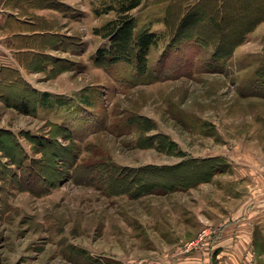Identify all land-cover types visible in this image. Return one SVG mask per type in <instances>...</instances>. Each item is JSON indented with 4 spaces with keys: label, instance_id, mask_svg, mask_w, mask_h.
<instances>
[{
    "label": "rangeland",
    "instance_id": "rangeland-1",
    "mask_svg": "<svg viewBox=\"0 0 264 264\" xmlns=\"http://www.w3.org/2000/svg\"><path fill=\"white\" fill-rule=\"evenodd\" d=\"M196 1L130 13L160 35L142 75L94 61L115 0H32L16 16L37 53L25 91L0 98V264H264V37L223 60L170 47ZM208 20L192 28L204 41L234 38V20L223 35Z\"/></svg>",
    "mask_w": 264,
    "mask_h": 264
},
{
    "label": "trees",
    "instance_id": "trees-1",
    "mask_svg": "<svg viewBox=\"0 0 264 264\" xmlns=\"http://www.w3.org/2000/svg\"><path fill=\"white\" fill-rule=\"evenodd\" d=\"M144 1L145 0H115L117 4L115 9L112 6H108V8L104 10V13L115 10L118 17L113 22L104 26L103 29H105L106 32L102 36L109 40V46L103 50H98L94 61L117 65L124 60H133L132 64L135 65L134 68H137V73L140 72L142 75L149 72L147 69V56L150 49L157 45L160 35L150 31L151 29L149 24L138 26V19L130 14L132 11L141 6ZM190 2L186 3V10L183 8L185 12H182L179 21L175 25L176 28L174 29L175 37L173 40L175 41L176 38L184 39V47H177L179 44L177 41H180V39L176 40L175 43L173 40L169 42L170 47H176L174 49L181 52H183L185 48H189L190 45H192L193 50H196L197 43L199 45L197 47H203L202 44L206 43L209 46H214V53L212 57L223 60V58L229 57L233 53L234 48L244 43L248 34H250L260 22L264 21V0H198L195 4H192L193 6ZM176 3L177 2L174 1L173 5H176ZM205 3L206 5H203ZM200 4L203 6L213 7L210 20L206 19L208 11ZM176 8L177 6H174L171 10L173 11ZM223 9H225L224 12ZM178 11H180V6ZM206 20L209 21L211 28H213L218 34L222 33L220 35L225 33L224 27L227 26L226 23L234 20V23L232 24L234 26V30L232 32L234 38L227 43H224L222 39L224 38L223 36L222 38H219V40H215V42L211 39H209L210 41H204L203 38L205 37H203L200 32L193 31L192 28L206 22ZM94 33L98 34L100 31L96 30ZM186 35V38L183 37ZM185 42H188V44ZM53 65L55 66V64ZM157 72L158 70H156L153 75L161 76L160 72ZM21 79L22 78L19 76L18 72L14 69L0 68V98H5V96H8L7 94L14 89L16 90L11 93V95L16 93L18 88L22 89L23 87H26L25 85H22L23 81ZM20 89H18V91L21 92ZM23 89L25 91V88ZM31 93L33 100L31 101L32 105L37 107V104L40 102L39 96L32 91ZM26 97V95L22 97V100L21 98H17L21 100V109L24 112H27V107L30 106V99ZM35 110L37 111V108ZM52 126L60 129L64 133L68 132L69 137L71 138L72 133H70L67 128L61 127L59 124H52ZM9 137H11L10 134ZM36 139L38 138H34V140ZM1 151L5 152L4 150ZM109 166L114 170L119 168L115 165ZM76 167L77 165L73 166L74 169ZM211 167L212 170L208 176L215 174L216 172L215 166ZM159 169L162 170L163 168ZM130 178V183L134 184L135 188L138 186L140 188L145 186L149 187L151 185L150 183L147 185H138L137 183L139 182V179L134 178L133 175H131ZM195 181H193L192 184H194ZM154 185L157 184L155 183Z\"/></svg>",
    "mask_w": 264,
    "mask_h": 264
},
{
    "label": "crops",
    "instance_id": "crops-1",
    "mask_svg": "<svg viewBox=\"0 0 264 264\" xmlns=\"http://www.w3.org/2000/svg\"><path fill=\"white\" fill-rule=\"evenodd\" d=\"M32 0H0V67L14 69L19 76H32V54L37 52L32 48L33 35L36 31H32L30 22L21 21L20 13L32 10ZM264 37V21L260 22L257 27L247 36V40H262ZM36 38V37H34ZM245 41V42H246ZM244 43L238 46L244 47ZM24 61L21 65L17 60ZM44 67V72H48L52 67ZM44 104V103H43ZM237 237L238 233H237Z\"/></svg>",
    "mask_w": 264,
    "mask_h": 264
}]
</instances>
